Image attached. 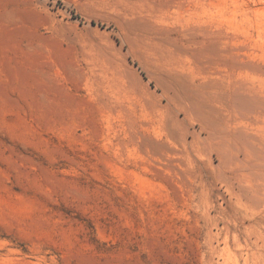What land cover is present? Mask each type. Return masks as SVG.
<instances>
[{
    "label": "rangeland",
    "instance_id": "1",
    "mask_svg": "<svg viewBox=\"0 0 264 264\" xmlns=\"http://www.w3.org/2000/svg\"><path fill=\"white\" fill-rule=\"evenodd\" d=\"M0 264H264V0H0Z\"/></svg>",
    "mask_w": 264,
    "mask_h": 264
}]
</instances>
